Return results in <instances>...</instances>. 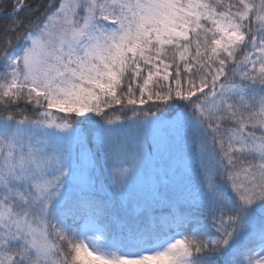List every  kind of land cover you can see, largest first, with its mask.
Wrapping results in <instances>:
<instances>
[{"label":"snow or ice","instance_id":"obj_1","mask_svg":"<svg viewBox=\"0 0 264 264\" xmlns=\"http://www.w3.org/2000/svg\"><path fill=\"white\" fill-rule=\"evenodd\" d=\"M0 264H264V0H0Z\"/></svg>","mask_w":264,"mask_h":264},{"label":"trees","instance_id":"obj_2","mask_svg":"<svg viewBox=\"0 0 264 264\" xmlns=\"http://www.w3.org/2000/svg\"><path fill=\"white\" fill-rule=\"evenodd\" d=\"M29 2H34V0H29ZM11 5V0H8V6L10 7Z\"/></svg>","mask_w":264,"mask_h":264}]
</instances>
